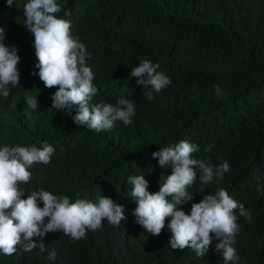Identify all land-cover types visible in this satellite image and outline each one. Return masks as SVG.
Returning <instances> with one entry per match:
<instances>
[{
    "label": "trees",
    "instance_id": "16d2710c",
    "mask_svg": "<svg viewBox=\"0 0 264 264\" xmlns=\"http://www.w3.org/2000/svg\"><path fill=\"white\" fill-rule=\"evenodd\" d=\"M26 2L0 0V43L20 57L19 85H7V98L0 95V147L42 148L47 142L55 151L49 164L29 168L21 198L40 189L70 202L105 196L123 206L125 219L119 227L105 220L77 241L61 231L46 233L45 252L17 245L12 256L0 252V264H223L214 234L198 257L192 249L171 248V217L158 236L135 223L128 177L144 175L148 191H159L161 174L170 175L171 166L160 168L151 154L180 140L199 146L192 158L213 168L227 160L229 171L202 191L197 168L187 189L192 199L177 209L190 214L192 203L224 188L252 216L249 222L234 210L239 260L230 264H264V0H57L63 7L56 15L70 22L71 36L86 48L98 88L90 103L115 105L121 95L134 103L132 124L117 121L101 132L75 124L74 108H52L58 86L46 88L33 74L39 70L34 36L24 25ZM145 59L171 80L151 101L130 76ZM26 97L37 98V109ZM53 249L54 261L48 258Z\"/></svg>",
    "mask_w": 264,
    "mask_h": 264
},
{
    "label": "clouds",
    "instance_id": "9594fccd",
    "mask_svg": "<svg viewBox=\"0 0 264 264\" xmlns=\"http://www.w3.org/2000/svg\"><path fill=\"white\" fill-rule=\"evenodd\" d=\"M11 6L13 0H6ZM62 5L57 0H27L23 6L24 25L34 36L35 55L38 63L39 79L46 88L57 87L52 95V108L56 110L76 109L74 123L96 132L111 130L115 122L125 126L132 124L135 115L134 103L121 95L115 105L107 102L90 103L98 93L93 84L94 73L86 66V48L70 34L71 24L58 17ZM4 39V29L0 27V41ZM15 47L0 43V95L9 96L7 85H19L18 62L20 60ZM158 64L150 60H141L132 68L130 76L136 77L137 84L143 86V95L147 100L154 99L165 89L171 80L158 72ZM30 109H37V98L26 97ZM211 147V146H210ZM206 149V150H210ZM55 149L44 142L42 148L36 146L0 147V252L12 256L19 245L25 252L39 248V253L46 251L42 237L46 233L61 231L73 241L84 238L87 231H97L107 224L119 227L125 219L123 206L111 198L100 196L98 202L76 199L70 202L68 196H56L44 189L31 191L26 199L21 197L26 192L21 185L31 179L29 168L35 163L49 164ZM199 146L187 140H180L174 145L160 147L153 152L158 158L160 168L171 166V174H161L159 191L149 192L148 181L144 175H131L127 182L132 185L130 196L136 201L133 210L135 223L152 235H160L167 224L171 232L168 243L173 250L192 249L198 257H203L216 240L215 250L221 253L223 264L239 260L234 247L235 237L239 232L237 214L251 222L252 216L243 203L234 200L224 188H218L215 194H206L196 203L191 204L190 214L177 209L176 205L192 199L188 188L197 179L196 169L200 170V184L209 185L215 179L217 183L229 171L227 160L213 168L202 160L192 158ZM257 191H261L258 187ZM171 197V201L167 199ZM40 202L43 206H40ZM47 218V221H46ZM35 238H40L37 244ZM55 249L48 252L49 260L56 259Z\"/></svg>",
    "mask_w": 264,
    "mask_h": 264
}]
</instances>
